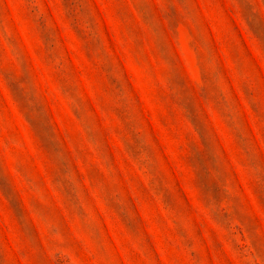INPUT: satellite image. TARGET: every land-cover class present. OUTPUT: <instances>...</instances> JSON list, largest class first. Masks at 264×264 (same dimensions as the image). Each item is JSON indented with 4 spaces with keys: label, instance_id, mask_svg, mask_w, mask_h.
Listing matches in <instances>:
<instances>
[{
    "label": "rangeland",
    "instance_id": "rangeland-1",
    "mask_svg": "<svg viewBox=\"0 0 264 264\" xmlns=\"http://www.w3.org/2000/svg\"><path fill=\"white\" fill-rule=\"evenodd\" d=\"M0 264H264V0H0Z\"/></svg>",
    "mask_w": 264,
    "mask_h": 264
}]
</instances>
